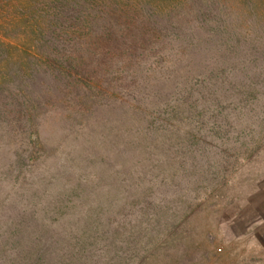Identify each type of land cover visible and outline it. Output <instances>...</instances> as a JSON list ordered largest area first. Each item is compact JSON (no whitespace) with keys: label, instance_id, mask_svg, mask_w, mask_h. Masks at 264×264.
<instances>
[{"label":"rangeland","instance_id":"rangeland-1","mask_svg":"<svg viewBox=\"0 0 264 264\" xmlns=\"http://www.w3.org/2000/svg\"><path fill=\"white\" fill-rule=\"evenodd\" d=\"M204 2L155 17L135 41L104 15L98 33L114 40L98 48L55 39L59 57L78 62L71 78L40 68L10 86L0 264H264V52L233 56L250 61L215 85ZM248 24L250 39L264 32ZM191 93L179 131L151 126L168 97Z\"/></svg>","mask_w":264,"mask_h":264},{"label":"trees","instance_id":"trees-1","mask_svg":"<svg viewBox=\"0 0 264 264\" xmlns=\"http://www.w3.org/2000/svg\"><path fill=\"white\" fill-rule=\"evenodd\" d=\"M204 1L211 3L208 6L210 14H207L215 22L216 29L210 31L217 34L216 40L219 41L214 47L218 66L216 72L210 75L215 85H224L230 79L229 75L237 70L236 63L244 65L250 61L244 59L234 64L231 62L234 57L243 53L247 58V54L257 56L264 52L261 49L264 32H255L257 35L254 40L250 39L252 29L243 31L244 27L250 25L248 21L255 19L259 22L256 28L264 30V0H0V102L16 79L34 75L40 68L46 69V72H59L67 78L74 75L78 65L76 59L60 58L55 48V39L64 33L85 40L89 38V48H98L99 44L114 40L113 33L109 34L106 29L101 35L98 33L101 29L97 28V23L105 15L116 22L124 21L117 23L124 27L117 30L119 36L135 41L138 33L149 30L148 25L154 23L155 17L170 16V12L188 5L195 9L203 6ZM116 42L119 43L117 39ZM233 78L235 81L232 80L231 87H235L238 93L244 91L247 87L245 77L243 79L235 74ZM193 79H196L197 85H206L208 81L211 83L207 77L199 80L192 76ZM16 86L21 88L20 84ZM191 95L166 97L167 101L162 105L164 109L155 113L151 126L154 128L155 124H160L157 130L165 136L172 130L179 131L177 122L189 117L185 116L187 110L183 111L182 106H196L195 103L193 106L188 105L187 99ZM228 116L224 119L228 120Z\"/></svg>","mask_w":264,"mask_h":264}]
</instances>
